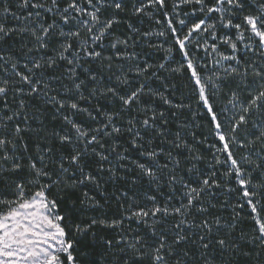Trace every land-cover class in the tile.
<instances>
[{"label":"snow or ice","instance_id":"1","mask_svg":"<svg viewBox=\"0 0 264 264\" xmlns=\"http://www.w3.org/2000/svg\"><path fill=\"white\" fill-rule=\"evenodd\" d=\"M15 6L0 7V264H264V0ZM153 35L165 54L141 62L129 47Z\"/></svg>","mask_w":264,"mask_h":264},{"label":"trees","instance_id":"2","mask_svg":"<svg viewBox=\"0 0 264 264\" xmlns=\"http://www.w3.org/2000/svg\"><path fill=\"white\" fill-rule=\"evenodd\" d=\"M3 2L4 0H0V7L3 6ZM16 4V0H9V6L11 7L12 11H15L17 13H19L21 10L16 8L15 6ZM169 10H171V0H169ZM185 10L187 11H191V7H187ZM162 19V16L159 17ZM195 19V18H194ZM4 17H0V21H3ZM132 22L141 29V31H157V29H159L160 26L154 25L151 21H148L146 18H132ZM7 23L8 24H13L16 23L14 20H12L11 18L7 19ZM116 32L118 34L121 35V38H123V34L126 32V25L121 24L119 26H117V28L115 29ZM136 40L139 41V43L136 44V46L133 48L131 45L129 47V51H136V52H140V53H147V55H142L141 56V62L143 61H147L148 63H156L159 62L162 57L164 56V52L163 51H152L151 49H149L147 47L148 43H158V42H163L162 38H159L155 35H153L152 37H142V36H136ZM167 46V45H165ZM18 47V45H17ZM202 55V53H201ZM162 76L164 75L163 73L161 74ZM168 81L170 83L174 82L177 85V89L175 92V96L177 99L181 98V93L184 94V98H187L188 96V88L190 87V85H187V80H182V79H175L172 80L171 77L168 78ZM154 82V86H155ZM217 106H220L222 104L221 100H217L216 101ZM239 155V154H237ZM118 187V186H116ZM115 187L110 188V191H114ZM0 194L3 195H11V192L9 190H4V189H0ZM65 207V205H61V208L63 209ZM106 211L109 215H113L117 213V206L114 202V199L109 201V205L108 207L104 210ZM89 214H95L93 213L91 210H89ZM75 216V213L73 214ZM133 228H135V224L133 223L132 225ZM103 231H107V230H103Z\"/></svg>","mask_w":264,"mask_h":264},{"label":"rangeland","instance_id":"3","mask_svg":"<svg viewBox=\"0 0 264 264\" xmlns=\"http://www.w3.org/2000/svg\"><path fill=\"white\" fill-rule=\"evenodd\" d=\"M189 7V6H188ZM191 7V6H190ZM187 11V10H186ZM195 17H189L188 19H194ZM233 32H234V30H233ZM221 51H228V49L226 48V46H221ZM202 55H203V53H202ZM225 63H227V62H225Z\"/></svg>","mask_w":264,"mask_h":264}]
</instances>
